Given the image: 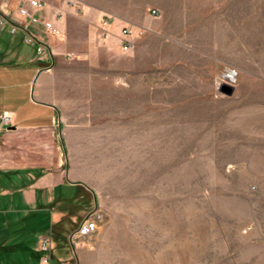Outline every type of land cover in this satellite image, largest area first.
I'll return each instance as SVG.
<instances>
[{"label": "rangeland", "instance_id": "rangeland-1", "mask_svg": "<svg viewBox=\"0 0 264 264\" xmlns=\"http://www.w3.org/2000/svg\"><path fill=\"white\" fill-rule=\"evenodd\" d=\"M60 1L67 11L42 2L65 33L55 43L77 50L55 64L74 185L57 187L25 241L57 215L52 252L70 246L78 264H264V0H138L144 33L127 52ZM93 210L97 232L72 247Z\"/></svg>", "mask_w": 264, "mask_h": 264}, {"label": "crops", "instance_id": "crops-1", "mask_svg": "<svg viewBox=\"0 0 264 264\" xmlns=\"http://www.w3.org/2000/svg\"><path fill=\"white\" fill-rule=\"evenodd\" d=\"M42 1L57 10L69 9L60 0ZM67 1L77 5L76 12L83 15L84 21L87 19L97 24L104 16H110L113 29L117 26L118 29L126 25L139 26L132 16L138 0ZM148 2L154 4L153 0ZM17 6L16 0H0V10L8 16L16 17ZM27 37L43 44L47 54L36 55L34 47L27 43ZM55 42L40 26H27L13 34L7 24L0 26V113L7 111L13 114L12 125L0 129V215L3 216L0 249L3 256L9 253L4 251V247L27 243L21 220L30 214H39L46 204L55 202L51 197L64 182L74 185L62 170L64 162L57 139L62 107L58 80L65 79L56 72L58 66L55 64L59 54L69 47ZM82 49L84 51L80 53L84 54L91 50L86 44ZM68 52L74 54L77 50ZM56 219L57 215L52 225ZM11 230L14 235H9ZM34 237L31 249L39 252L40 235ZM11 251L12 255L22 252L18 249ZM53 253L58 255L57 264H71L72 260L78 264V256L70 246L54 250L51 258Z\"/></svg>", "mask_w": 264, "mask_h": 264}, {"label": "built area", "instance_id": "built-area-1", "mask_svg": "<svg viewBox=\"0 0 264 264\" xmlns=\"http://www.w3.org/2000/svg\"><path fill=\"white\" fill-rule=\"evenodd\" d=\"M18 6L16 8V17L4 14L0 10V26L7 24L11 34L19 29H25L27 26H40L47 34L57 40L65 39V33L57 27L54 21L47 17L44 13V3L41 0H16ZM152 15L156 12L152 10ZM59 15H56L58 18ZM59 19V18H58ZM22 20V22H18ZM21 25V26H20ZM112 18L104 16L99 22V30L103 41L115 37L118 47L122 52L130 51L133 48V41L140 38L144 31L140 27L126 25L120 28L118 35L112 32ZM27 43L32 45L38 56L47 54L46 47L32 37H27ZM49 69V67H47ZM13 114L11 112L0 113V129H5L12 125ZM102 220V214L98 211H90L84 215L79 226L69 236V244L72 247L84 245L90 242L93 235L97 232L99 224ZM38 251L42 253L40 264H49L52 252V237L48 235L41 236L38 240Z\"/></svg>", "mask_w": 264, "mask_h": 264}, {"label": "trees", "instance_id": "trees-1", "mask_svg": "<svg viewBox=\"0 0 264 264\" xmlns=\"http://www.w3.org/2000/svg\"><path fill=\"white\" fill-rule=\"evenodd\" d=\"M39 214H30L29 216H27L26 218H24L23 220H21V222L23 224V230H24V232H26V229L29 232L30 231L31 232L32 231H35V227L34 226H35V223L38 221ZM27 219H28V221L32 222V224H33V227H32L31 230L29 229V226L27 225L28 223L26 224V222H25V220H27ZM13 231L16 232V230H13ZM14 234L15 233H13L12 230L9 231V235H14ZM31 242H33V239L32 240H29L27 242V243H29V246L28 245L21 246V245L18 244V246H13V247H10V248L4 247L3 248L4 251L5 250L9 251V253L5 254L4 256L2 255L1 249H0V262L3 261V260H9L8 257L9 258H12L10 260H13V261L24 260L25 262H29L28 264H31V262L33 260H35V261L37 260V262H38L40 260V258L42 257V253L41 252H37V251H33L31 249ZM11 249H13L14 251L16 249H18V250H21L22 252L20 254H18V255H12V254H10Z\"/></svg>", "mask_w": 264, "mask_h": 264}, {"label": "water", "instance_id": "water-1", "mask_svg": "<svg viewBox=\"0 0 264 264\" xmlns=\"http://www.w3.org/2000/svg\"><path fill=\"white\" fill-rule=\"evenodd\" d=\"M232 91H233L232 87L226 86V85H224L222 87V90H221V92L224 93V94H226V95H231L232 94Z\"/></svg>", "mask_w": 264, "mask_h": 264}]
</instances>
